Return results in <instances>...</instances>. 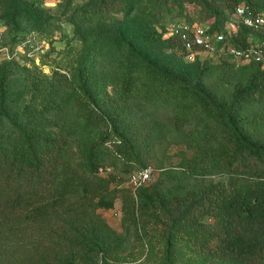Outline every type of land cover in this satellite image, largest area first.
<instances>
[{
	"label": "trees",
	"instance_id": "obj_1",
	"mask_svg": "<svg viewBox=\"0 0 264 264\" xmlns=\"http://www.w3.org/2000/svg\"><path fill=\"white\" fill-rule=\"evenodd\" d=\"M136 1L149 24L160 23L169 11L182 16L158 30L161 40L181 58L188 57L189 50L175 26L210 22V30L225 32L230 44L243 48L249 43L251 29L234 21L238 20L234 15L237 6L249 4L255 11H264V0ZM0 2L6 17L15 19L16 11L24 12L30 0ZM213 2L225 6L214 7ZM190 3L197 7V16L190 17ZM68 8L72 9L70 1L65 3L66 11ZM70 15L83 42V53L77 63L80 77L70 85L67 99L79 105L87 122L97 126L104 118L108 123L99 127L92 140H82L64 128L48 127L46 117L55 107V82L25 68L27 94L13 99L21 112L20 121L10 119L7 126L0 123V264H90L100 254H110L116 247L117 231L102 209L114 207L119 191L123 217L147 220L155 214L162 216L159 222L166 229L169 259L172 236L178 234L209 259L224 264H264V131L257 132L255 125L264 118V62L254 57L240 60L222 50L218 63L209 66L216 68L213 71L221 78L217 81L213 71L202 68L189 76L147 59L131 42L124 43L129 45L127 50L121 46L119 52L124 90L144 89L145 100L164 96L172 106L163 137L172 133L181 142L191 135L193 130L183 129L195 123L188 108L199 111L205 125L218 134L214 145L181 147L178 164L166 166L160 161L158 178L134 192L131 187L118 188V159L134 158L140 141L98 106L96 81L85 60L93 51L99 52V41L112 44L125 36L78 9H72ZM229 22L237 24L236 33L226 29ZM253 34L255 40L260 33ZM209 57L197 55L196 60L205 62ZM9 79L8 72L0 74L1 96L12 94ZM36 101L40 108L34 105ZM0 111L1 117L2 106ZM105 144L115 157L110 159L107 174L101 172L106 164L101 153ZM211 162L216 178L207 176Z\"/></svg>",
	"mask_w": 264,
	"mask_h": 264
},
{
	"label": "rangeland",
	"instance_id": "obj_2",
	"mask_svg": "<svg viewBox=\"0 0 264 264\" xmlns=\"http://www.w3.org/2000/svg\"><path fill=\"white\" fill-rule=\"evenodd\" d=\"M67 1L71 2L72 9H78L84 15L90 16L91 20L105 24L119 36H125L124 42L121 38L112 44L106 40L99 41V52L93 51L90 57L85 58L96 81L98 106L102 107L106 115L118 119L120 127L140 141L139 153L134 158L118 159L117 173L121 179L118 188H130V173L146 166L145 164L155 169L148 183L153 182L158 178L160 161L166 166L178 164V151L181 147L188 145L189 148L197 149L200 146L214 145L218 141V134L216 136L205 125L206 120L201 113L190 108L187 109L188 114L195 123L192 122L183 129L188 132L193 130L191 135L187 134L186 139L181 142L176 141L181 137H175L172 133L163 137L167 130L165 124L169 123L168 120L170 121L173 114L172 106L167 104L166 97H150L145 100L142 97L147 96L144 89L140 92L124 90L119 52L121 46L127 50L129 45H123L127 42L137 46L136 50L147 59L167 64L189 76L202 68L211 73L216 68L209 66L218 63L210 55V59L205 62L196 60V57L181 58L178 52L161 40L158 30L165 24L181 19L182 16L169 11L160 23L149 24L136 0H30L24 12L16 11L15 19L6 17L7 11L2 9L4 3L0 2V74L8 72V86L12 93L6 97L0 95V107H3L0 117L2 125L7 126L10 119L20 121L21 112L13 99L18 98L19 94H27L28 81L23 77L25 68L44 73L55 82V107L49 117H46L49 120V123L46 122L48 127L64 128L82 140H92L97 137L99 127L108 123L104 118L98 120L97 126L87 122L79 105L67 99L70 85L75 84L80 77L77 74V63L83 53V42L79 40L76 26L70 19L72 9H65ZM61 2L64 4L61 5ZM212 6L225 5L222 2H213ZM196 8L194 4H188L190 17L197 16ZM208 11L210 14L211 11ZM135 55V58H140L139 54ZM199 57L202 58L200 55ZM230 73L234 75V71ZM211 74L213 80L221 79L217 71ZM24 90L26 93H23ZM37 104L41 105L38 101L34 102V105ZM37 108L40 107L37 105ZM256 116L258 118V114ZM260 119L262 120L255 123L257 132L264 131V118ZM101 153L102 160L106 162L101 172L107 174L111 170L110 159L115 158L114 151L105 144ZM144 159L146 163L142 164ZM211 164L207 165V176L216 178L218 175L212 171L214 164ZM126 167L130 169L126 170ZM122 197V192L119 191L114 207L102 209L109 224L117 231L116 247L110 254H100L90 264H224L205 257L204 253L188 244L187 239L179 237L178 234L172 236L169 259L165 242L166 229L164 231V225L159 222L162 216L157 218L155 214L147 220L140 217L135 220L125 218Z\"/></svg>",
	"mask_w": 264,
	"mask_h": 264
},
{
	"label": "built area",
	"instance_id": "obj_3",
	"mask_svg": "<svg viewBox=\"0 0 264 264\" xmlns=\"http://www.w3.org/2000/svg\"><path fill=\"white\" fill-rule=\"evenodd\" d=\"M234 15L238 17V20L234 19L235 22L241 21L251 29L248 37L249 43L246 47L239 48L230 44L225 32L210 30V22H187L175 26V28L185 40L189 50L188 57L210 55L217 59L218 53L224 50L233 54L235 58H240V60L254 57L264 62V11H255L249 4H242L237 6ZM237 27L234 22H229L226 25L230 34L234 31L236 33ZM253 32L260 33L255 37V40H253ZM153 169L151 165H147L130 173L128 181L134 192L148 182Z\"/></svg>",
	"mask_w": 264,
	"mask_h": 264
}]
</instances>
